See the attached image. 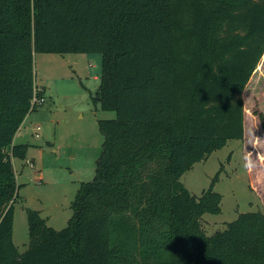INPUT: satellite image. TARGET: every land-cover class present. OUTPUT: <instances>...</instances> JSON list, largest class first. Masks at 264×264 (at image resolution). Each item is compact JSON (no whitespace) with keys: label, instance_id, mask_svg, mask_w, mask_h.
<instances>
[{"label":"trees","instance_id":"16d2710c","mask_svg":"<svg viewBox=\"0 0 264 264\" xmlns=\"http://www.w3.org/2000/svg\"><path fill=\"white\" fill-rule=\"evenodd\" d=\"M36 53L100 54L96 96L114 118L97 121L95 174L67 225L28 210L18 253L12 160L28 146L13 138L31 110ZM263 55L264 0H0V264H264V208L208 236L201 216L220 212L219 171L199 196L180 182L230 139L260 159L264 114L247 138L242 92ZM246 169L263 195L264 173Z\"/></svg>","mask_w":264,"mask_h":264},{"label":"rangeland","instance_id":"374dc122","mask_svg":"<svg viewBox=\"0 0 264 264\" xmlns=\"http://www.w3.org/2000/svg\"><path fill=\"white\" fill-rule=\"evenodd\" d=\"M101 60L98 53H36L33 57L34 84L42 91L44 102L26 114L13 138L14 144L28 146L24 159L12 160L18 185L12 242L18 253L28 245L27 211L38 212L55 230L64 228L80 183L94 177L102 143L97 121L114 118L113 111L101 109L96 96ZM242 99L250 138V129L259 127L254 113L264 114V55L244 88ZM261 146L264 148V139ZM245 154L242 141L230 139L180 177L184 187L199 196L219 171L212 189L221 195L220 212L201 216L208 236L224 230L240 213L264 208V194L248 187L245 166L247 158L251 172L257 169L258 174L264 173V152L258 161L253 152L250 156ZM257 180L264 192V174Z\"/></svg>","mask_w":264,"mask_h":264},{"label":"built area","instance_id":"2783aa9c","mask_svg":"<svg viewBox=\"0 0 264 264\" xmlns=\"http://www.w3.org/2000/svg\"><path fill=\"white\" fill-rule=\"evenodd\" d=\"M37 87L36 89L33 90V96L31 99V107L30 109H33L36 105H41L44 102V98L43 97H38L36 92H37ZM31 165V164H30Z\"/></svg>","mask_w":264,"mask_h":264},{"label":"clouds","instance_id":"9594fccd","mask_svg":"<svg viewBox=\"0 0 264 264\" xmlns=\"http://www.w3.org/2000/svg\"><path fill=\"white\" fill-rule=\"evenodd\" d=\"M245 166L247 167V166H249V165L246 164Z\"/></svg>","mask_w":264,"mask_h":264}]
</instances>
